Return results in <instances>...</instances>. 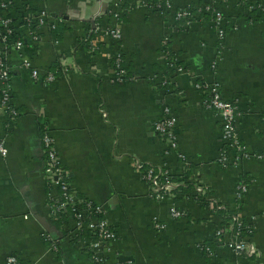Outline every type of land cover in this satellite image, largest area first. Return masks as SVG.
Segmentation results:
<instances>
[{"label": "crops", "instance_id": "1", "mask_svg": "<svg viewBox=\"0 0 264 264\" xmlns=\"http://www.w3.org/2000/svg\"><path fill=\"white\" fill-rule=\"evenodd\" d=\"M13 1L43 9L49 17L39 29L42 42L36 44L33 59L23 51L8 53L19 115L12 120L0 108V142L8 150L7 157L0 156V264L12 256L19 264H97L71 240V219L51 216L59 191L46 181V127L73 187L104 207L117 235L107 255L110 261L249 264L216 237L219 220L214 213L189 197L151 198L148 183L134 169L135 159L166 165L172 174L182 167L178 155L155 133L164 106L178 117L179 152L191 163L194 180L209 187L216 203L229 211L239 207L251 219L249 235L264 264V23L251 22L243 6L264 0H171L173 13L189 5L217 9L224 19L223 39L214 19L202 15L177 26L171 14L164 18L141 6L122 23V40L113 44L105 38L95 56L78 39L114 0ZM59 17L64 23L53 29ZM111 22L104 17L101 25ZM117 51L133 80L112 81L110 58ZM169 53L177 56L185 73H177ZM25 60L32 62L39 79L24 67ZM55 65L62 67L61 73ZM49 74L54 81H46ZM168 80L172 86L166 90ZM197 83L219 84L224 99L238 106V135L251 155L236 168H225L217 160L220 122L203 107ZM242 176L249 180L250 191L239 205L236 189ZM174 206L185 217L173 218Z\"/></svg>", "mask_w": 264, "mask_h": 264}, {"label": "built area", "instance_id": "2", "mask_svg": "<svg viewBox=\"0 0 264 264\" xmlns=\"http://www.w3.org/2000/svg\"><path fill=\"white\" fill-rule=\"evenodd\" d=\"M12 2L13 0H2L0 2V10H5L8 13V7ZM123 2L124 0H114L111 10L114 15L111 18V24H109L107 27H103L101 24L97 25L95 22L96 19H92L94 22V28L91 24V29L89 26L88 30L84 32L83 39L87 40L89 35L93 31H96L99 34L102 33L105 35V38H109L113 42L121 41L122 23L118 22L117 17ZM243 3L249 11L256 10L257 14L264 16V1ZM167 5H169L171 10L173 9L171 0L168 1ZM174 13L176 20L185 19L189 22L204 14H210L215 20L220 39L225 37V30L223 28V15L213 7L203 8L201 6L192 7L189 5L176 10V12L174 11ZM48 17L49 13L45 10H41L37 13L29 14L25 18V21L27 22L26 28L28 35L33 37V39L38 41V43L42 42L41 36L31 33L30 27H43L46 25V20ZM11 23V19L7 18V16L0 18V28H3V32L0 30V108L7 116L10 117V119L13 120L18 118L19 112L14 106L12 97L10 85L12 69L8 62V53L12 50L21 51L23 49V43L21 41L15 42L13 44L8 42V35L13 33ZM54 23L55 24L52 26L53 29L64 23L63 17L57 18ZM100 48L101 47L99 46V50ZM113 60L116 64V67L111 65V61ZM178 62V58H171V63L173 65H176ZM24 67L27 69H32L33 77L35 79H39V72L32 68V62L30 60L24 61ZM65 68L66 67H64V70L66 71L67 68ZM117 69L120 71H117ZM176 69L177 73L179 74L185 73L183 66H177ZM110 71V77L113 82H126L125 76L127 71L124 69V64L119 53L110 58ZM46 81H54L53 74H49L46 77ZM168 84L171 85L172 80L166 81L165 85ZM196 89L198 91H202L203 94L206 95V98L203 100V107L208 111L216 113L220 122L222 131V147L217 159L218 162L225 168L238 167L244 159L249 158L251 155L247 147L241 142L238 135V106L224 99L222 87L217 83L210 85H201L197 83ZM178 122V117L172 113L169 107L164 106L161 111V117L155 124V133L161 137L170 151H173L176 153V155H178L182 163L179 173L182 174L188 171L187 167L190 166L191 163L179 152L177 134ZM42 142L45 157L44 164L47 184L59 191V199L54 201L50 208L51 216L57 220L59 214L67 211V215H69V218L75 226L70 236L71 240L78 241L81 246L92 255L94 261L97 264H119L117 262L110 261L107 258V255L110 254L113 248V243L117 240V235L111 229L110 222L104 207L89 202L85 198L81 197L73 187L72 183L67 180L66 175L68 173L65 171L60 162L54 139L52 138V135L50 134L47 127L43 132ZM7 155L8 150L5 146V143L1 141L0 156L5 158ZM133 164L136 172L142 175L143 179L146 181V183H148L151 198L162 201L165 199L176 200L177 198L183 197L177 192V189L181 186V183L170 180L172 171L166 165H146L139 159H135ZM208 190V186L202 185L200 183L195 189L198 195H201L206 200L210 201V205L207 206V209L214 213V216L219 220V228L216 233V237L224 239L226 244L232 248L237 255L248 259L249 264H262L261 250L251 240L249 235V224L251 219H247L245 214L238 207L235 211H231V213L228 214L230 219L224 223L225 220L219 212L221 210L228 209L216 203L213 200V197L208 193ZM249 191L250 185L248 183H240L237 186L236 199L239 205H241L242 201L249 194ZM171 216L173 218H182L185 217V212L174 206L171 209ZM54 248L56 249L55 244ZM207 251L210 253L209 249ZM5 264H19V261L18 258L12 256L7 259Z\"/></svg>", "mask_w": 264, "mask_h": 264}, {"label": "trees", "instance_id": "3", "mask_svg": "<svg viewBox=\"0 0 264 264\" xmlns=\"http://www.w3.org/2000/svg\"><path fill=\"white\" fill-rule=\"evenodd\" d=\"M2 0H0L1 2ZM169 0H124L123 5L121 6L120 11L118 12V17L117 20L120 23H125L127 21V15L135 8L138 7H145L147 10L152 11L154 13H158L160 15H162L164 18L166 16H169L170 14L175 17V13H173L171 11V8H169V5H167ZM192 7H194L193 5H191ZM244 8L246 7L243 3ZM113 5H108L107 9L103 12V14L100 17H97L95 22L97 25H100L101 22L103 21L104 17H108V18H112V16L114 15V13L111 11L112 10ZM180 9V8H179ZM43 10V9H41ZM41 10H34L32 9L29 5H20V6H16V4L14 3V1L11 3V5L8 7V13L5 10L0 11V15H5L7 16V18H10L12 21V29H13V33L9 36V40L8 42H10V44H13L15 42H19L21 41L23 43V49L21 51L25 52V54L27 55L28 58L33 59V57L36 54L37 51V46L36 44L38 43V41H35L33 39V37H31L30 35H28V31H27V22L25 21L26 16H28L29 14L32 13H37L38 11ZM176 12V10H175ZM7 13V14H6ZM204 18H211L213 19L212 15L210 14H204ZM248 19L255 23V22H264V16L257 14L256 10H248V14H247ZM175 19V18H174ZM196 19H194L193 21H195ZM176 24L178 26V24H184V23H191L185 19H181V20H176ZM51 28V27H50ZM38 27L36 26H32L30 27V31L31 33H34L35 35L37 34L38 36H41V33L39 32ZM91 29V26H90ZM0 30H2L3 32V28H0ZM33 36V35H32ZM105 39V35H103L102 33H97L96 31H93L90 35L89 38L87 40L80 38L78 39V44L81 48H83L84 50L88 51L92 56H95L98 52H99V46H103V40ZM114 43H118V42H113ZM166 50V53H168L169 51ZM120 55L122 61L124 59L123 54L120 51H117L116 54ZM168 57L171 58H177L176 55L169 53ZM58 64V63H57ZM111 65H113V67H116V64L113 61H111ZM177 66H181V63H177ZM54 69L57 70L58 73H61L62 71V67L60 65H55ZM125 69V67H124ZM127 71L126 76H125V80L127 81H131L135 78V76L127 69H125ZM117 71H120L119 69H117ZM172 85H165L164 88L166 90L170 89ZM202 96L203 99L206 98V95L203 94L202 91H199ZM43 129V128H42ZM45 131V129L43 130V132ZM192 166H188L187 170L185 173H177V174H172V176H170V180L173 182H177V183H181V186L177 189V192L180 193L182 196L185 197H189L197 202H199L201 204V206L203 208H207V206L210 205V201L206 200L204 197H202L201 195H198L195 191L197 185H199V183L194 180L193 178V174H192ZM67 180L70 181V177L67 174ZM245 177V176H244ZM244 177L242 176L241 178V183H249V180L244 179ZM164 181V180H163ZM71 182V181H70ZM165 182V181H164ZM208 193L211 195L210 189L208 190ZM220 215L223 217V219L225 220L224 223H226L230 218L228 217V214L231 213V211L229 210H221ZM67 211L63 212L62 214L58 215L57 220L61 221L64 219V221H66L69 217V215H67ZM217 233V232H216ZM76 241V240H74ZM209 246L206 244L204 245L203 249L208 248Z\"/></svg>", "mask_w": 264, "mask_h": 264}, {"label": "water", "instance_id": "4", "mask_svg": "<svg viewBox=\"0 0 264 264\" xmlns=\"http://www.w3.org/2000/svg\"><path fill=\"white\" fill-rule=\"evenodd\" d=\"M91 24H92V27L94 28V22L93 21H91Z\"/></svg>", "mask_w": 264, "mask_h": 264}]
</instances>
